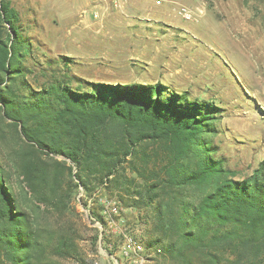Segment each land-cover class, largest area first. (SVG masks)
Instances as JSON below:
<instances>
[{"label":"trees","instance_id":"1","mask_svg":"<svg viewBox=\"0 0 264 264\" xmlns=\"http://www.w3.org/2000/svg\"><path fill=\"white\" fill-rule=\"evenodd\" d=\"M17 20L0 0V264L79 259L62 219L79 187L93 202L107 188L135 210L146 246L161 249L152 260L264 264V159L230 176L211 102L160 83L72 88L55 72L32 88Z\"/></svg>","mask_w":264,"mask_h":264},{"label":"rangeland","instance_id":"2","mask_svg":"<svg viewBox=\"0 0 264 264\" xmlns=\"http://www.w3.org/2000/svg\"><path fill=\"white\" fill-rule=\"evenodd\" d=\"M9 1L29 48L23 64L32 88L53 72L72 88L78 79L160 83L217 108L211 140L231 177L249 175L264 159V0ZM106 201L117 203L118 212L107 210ZM62 219L73 229L79 258L63 264L106 263L117 254L122 230L147 243L136 211L107 188L93 202L79 187Z\"/></svg>","mask_w":264,"mask_h":264},{"label":"built area","instance_id":"3","mask_svg":"<svg viewBox=\"0 0 264 264\" xmlns=\"http://www.w3.org/2000/svg\"><path fill=\"white\" fill-rule=\"evenodd\" d=\"M183 17L189 19L191 14L183 10ZM107 210L118 212L119 206L115 202H104ZM111 247V246H110ZM161 252L159 247H147L144 241L130 231H121V241L117 246V254L108 255V261L103 264H148L152 258ZM93 264H100L95 261Z\"/></svg>","mask_w":264,"mask_h":264}]
</instances>
